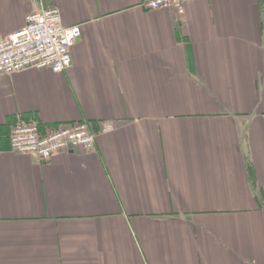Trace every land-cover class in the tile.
<instances>
[{
  "label": "crops",
  "instance_id": "obj_1",
  "mask_svg": "<svg viewBox=\"0 0 264 264\" xmlns=\"http://www.w3.org/2000/svg\"><path fill=\"white\" fill-rule=\"evenodd\" d=\"M0 0L80 26L64 73L0 78V264H264V0ZM21 120L92 149L10 151Z\"/></svg>",
  "mask_w": 264,
  "mask_h": 264
},
{
  "label": "built area",
  "instance_id": "obj_2",
  "mask_svg": "<svg viewBox=\"0 0 264 264\" xmlns=\"http://www.w3.org/2000/svg\"><path fill=\"white\" fill-rule=\"evenodd\" d=\"M190 0H142L149 12L169 10L183 14ZM80 26H65L57 8L40 9L27 15L25 26L0 38V78L29 70L64 73L71 67V50L81 38ZM10 151L48 162L62 152L92 149L96 134L91 123L77 122L48 128L35 120H21L10 131Z\"/></svg>",
  "mask_w": 264,
  "mask_h": 264
},
{
  "label": "water",
  "instance_id": "obj_3",
  "mask_svg": "<svg viewBox=\"0 0 264 264\" xmlns=\"http://www.w3.org/2000/svg\"><path fill=\"white\" fill-rule=\"evenodd\" d=\"M72 150V149H71Z\"/></svg>",
  "mask_w": 264,
  "mask_h": 264
}]
</instances>
